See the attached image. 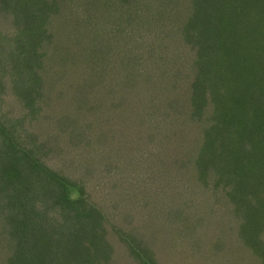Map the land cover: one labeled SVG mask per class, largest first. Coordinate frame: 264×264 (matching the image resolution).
<instances>
[{
    "label": "trees",
    "instance_id": "trees-1",
    "mask_svg": "<svg viewBox=\"0 0 264 264\" xmlns=\"http://www.w3.org/2000/svg\"><path fill=\"white\" fill-rule=\"evenodd\" d=\"M159 1L146 21L138 0L113 9L111 0H0V160L13 168L0 204L17 210L14 222H0V264H228L227 244L238 261L244 252L264 264L262 227L245 237L230 217L218 230L210 221L212 232L196 231L205 215L237 211L225 203L236 194L227 189L234 156L218 162L211 140L235 143L232 155L242 150L241 132L264 139V128L239 125L246 99L212 124L214 98L234 81H250L255 92L258 77L264 84V0L258 20L235 12L230 30L208 29L226 21V3L216 4L213 21L200 11L198 31L174 48L158 40L168 29L164 8L179 20V0ZM138 42L152 45L147 69L164 58L162 99L129 83L146 70L144 55L130 48ZM195 145L210 153L207 164L181 159ZM26 180L34 189H23Z\"/></svg>",
    "mask_w": 264,
    "mask_h": 264
},
{
    "label": "rangeland",
    "instance_id": "rangeland-1",
    "mask_svg": "<svg viewBox=\"0 0 264 264\" xmlns=\"http://www.w3.org/2000/svg\"><path fill=\"white\" fill-rule=\"evenodd\" d=\"M113 5L110 7L115 8L116 3L118 0H111ZM140 4H144L146 6L145 13L150 14V15H144L146 21L151 20V12H155V6L159 4V0H138ZM165 4L166 1L164 0ZM220 3L221 5H224L226 3V12H227V19L224 23H214L211 22V26L208 27L209 30L216 31L214 30L213 27L216 28H224V30H230L233 26H236V23L233 19V15L235 12H241L243 14H247L250 17V20L252 22L258 20V12L262 10L260 8V0H179L178 1V7L176 8L178 12H180V18L179 20H170L172 16H170L171 13H173V8L172 6L169 7V10L164 8V15L166 12L169 13L168 17H165L164 23L168 27L164 31V33L161 35V38L159 37L158 42L163 43V46L166 48L170 47H175V45L180 42V38L183 36V38L188 37V32L190 33H195L198 31V18L201 17V12H208L211 11V19L214 20V13H215V7L217 3ZM175 4V3H174ZM262 4V3H261ZM263 5V4H262ZM239 8L238 9H236ZM264 8V5H263ZM201 11V12H200ZM198 15V17H197ZM243 17V16H242ZM245 18V17H243ZM105 18H101V21H106L104 20ZM237 21V20H236ZM171 22V23H169ZM172 26V27H171ZM235 29V28H234ZM229 33H225V36H227ZM118 35V34H117ZM197 35V34H196ZM208 36V35H207ZM163 41H162V40ZM146 43V44H145ZM112 45V44H111ZM184 45V44H183ZM116 46H119L122 51H119L122 53L123 56H128L129 54L127 51H129L127 48L128 46L126 45V42L123 41L122 38H119L118 42L116 43ZM148 45L147 42H138L135 46H130L131 50H136L138 53L143 54L144 56L142 57V60L145 62L146 60V70H143V73L140 74V77L133 78L129 83L132 84H138L140 87L143 88L142 90H145L146 93L150 92L157 96L158 98L156 99H162L163 97L159 93H163L166 95L165 92L161 91L162 84L161 82H164V77L165 75V70L166 66H164V58L159 57L158 63L152 64L149 69H147L148 64L152 62V58L148 57ZM154 45L153 47H155ZM117 52V53H119ZM115 53L114 51L111 52L112 54V61L114 58L116 59L118 57V54ZM131 53V52H129ZM114 56V57H113ZM167 58V57H166ZM155 66V67H153ZM153 67V68H151ZM157 75H153V74ZM231 78V75L228 76ZM259 77H258V92H255V86L249 81L247 84L244 82L242 83L243 80L240 78L237 79V81H234L233 85L231 86V89L228 88L227 91H224V95L219 98H214L215 100V107L217 108L214 110V116H213V123H217L223 112L224 109L226 110H237L239 107V102L242 99H246L244 102L241 103L239 112H241V125L243 127V130H245L247 133H258L260 130L258 128H264V95L261 93L264 91V84L259 82ZM247 81V80H245ZM252 95L249 97L250 93ZM260 93V94H259ZM137 96V95H136ZM150 98H146L142 105H145ZM218 99V100H217ZM62 103V102H61ZM229 104L230 106H227ZM139 103H136V107H138ZM238 105V106H237ZM236 107V108H235ZM234 112V111H232ZM230 113V112H229ZM205 123V122H204ZM207 123V122H206ZM94 125L96 124H101L102 122L98 119V121L93 122ZM104 124L107 127H110L108 121H105ZM257 137V135H256ZM212 142V148H210V153L213 155L214 159H216L218 162L221 160H225L224 162H228V160L234 156L232 162L229 166L231 168V173L229 177L230 184L228 182L227 184V189H234L235 191V196L232 200L227 199L225 200L226 203V208H228L230 211H232V208L236 206V214L233 213L232 215H227L223 211H217L213 214L205 215L202 217V220L199 221L197 224V232H199V229H205L209 228L210 231L212 232V226L215 228L214 224H218L221 221L224 220H231L230 217H233V223H237V226L240 225L244 229V236L245 237H254L256 233H258V228L262 227L261 233L264 232V220L262 217H264V139L260 136V139H253L252 135L250 138H247L244 136V134L241 132V138H239L238 143L240 148L242 149L240 152L233 153L232 155L230 154V149L234 150V144L235 143H221L219 139H214L211 140ZM203 142V138L199 137L197 138V144ZM196 144V145H197ZM205 143H202L200 145H203ZM194 146V150L195 147ZM78 147H81L79 145ZM201 147H197V150L193 154H190L186 157L181 156L182 160H194V161H199L200 164H207L206 160H209L208 156L209 154L206 153H199ZM180 156V155H179ZM179 158V157H178ZM5 160L2 159L0 160V189H6V181L7 178L10 177V184L13 182V168H11L9 171H6V166L4 165ZM55 162V161H53ZM4 163V164H3ZM50 163V162H49ZM57 163V161H56ZM3 164V165H2ZM10 164V163H9ZM55 164V163H53ZM60 165V164H59ZM185 171V170H184ZM184 171L182 173H184ZM186 172V171H185ZM26 175L31 174L30 169L25 171ZM155 182V180H154ZM29 183V185L27 184ZM223 183V182H222ZM14 184V183H13ZM16 184V183H15ZM14 184V185H15ZM26 187L22 188L23 189H34L33 187L30 186V182H25ZM216 189H221L220 186L216 187ZM239 189V191L237 190ZM244 189V190H241ZM75 192V191H74ZM73 192V194H74ZM192 211L195 212L196 215L202 214L201 209L197 205L191 206ZM226 210V209H225ZM17 210L12 204H7V207L5 205L0 204V222H7L9 221L10 224L16 220V213ZM230 218V219H229ZM256 221H255V219ZM211 221V224L209 222ZM218 221V222H217ZM18 221L16 222L13 231L18 232L17 225ZM226 227V224H222ZM217 225L215 230L217 229ZM7 227V226H6ZM218 230V229H217ZM199 234H208L207 231L201 230ZM232 234L237 235L236 230L232 232ZM0 234V236H2ZM1 240V238H0ZM262 245V244H261ZM258 242V253L261 252V250L264 248L261 246ZM263 247V248H262ZM228 248L229 245L227 244V247L225 250H223V253L227 255V260L231 258L230 263L228 264H233L238 261V259L232 256H229L228 253ZM186 248H184L185 251ZM187 251V250H186ZM203 251V250H202ZM201 251V252H202ZM5 251H2L3 257ZM202 258H207L202 257ZM192 263H194V260L191 259ZM212 264V261L207 259L205 264ZM219 263V260L216 262L214 261L213 264ZM226 264V262L224 263ZM238 264H261L260 260L258 258L257 262H254L253 259L247 255V253H242L240 256V259L238 261Z\"/></svg>",
    "mask_w": 264,
    "mask_h": 264
}]
</instances>
